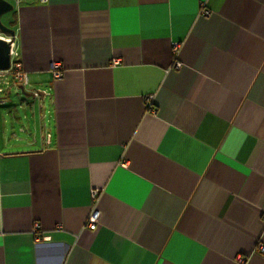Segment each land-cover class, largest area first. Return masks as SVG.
<instances>
[{"label":"crops","instance_id":"obj_1","mask_svg":"<svg viewBox=\"0 0 264 264\" xmlns=\"http://www.w3.org/2000/svg\"><path fill=\"white\" fill-rule=\"evenodd\" d=\"M9 3L0 264H264V0Z\"/></svg>","mask_w":264,"mask_h":264},{"label":"built area","instance_id":"obj_2","mask_svg":"<svg viewBox=\"0 0 264 264\" xmlns=\"http://www.w3.org/2000/svg\"><path fill=\"white\" fill-rule=\"evenodd\" d=\"M45 1V0H42ZM203 14L207 15L208 11L203 10ZM0 39L6 41L7 43H10V51H9V56H10V68L7 71L0 72V78H4L6 86H8V78H11L12 80V85L13 87L18 90V87H22L24 90L29 86V81L27 74L22 70L21 67V62L19 60V56L17 52L14 50V44L11 42V38L9 36L2 35L0 33ZM174 50H176V45L173 46ZM118 60H113L112 63L116 64ZM51 75L53 79H58L61 77V66L57 62H53L51 64ZM3 92V89L0 87V93ZM37 94L34 93V96ZM96 192H93V197L96 196ZM97 215L93 213L87 223L86 227L89 230H94L97 227ZM258 251L260 253H264V246L261 245L258 247Z\"/></svg>","mask_w":264,"mask_h":264},{"label":"water","instance_id":"obj_3","mask_svg":"<svg viewBox=\"0 0 264 264\" xmlns=\"http://www.w3.org/2000/svg\"><path fill=\"white\" fill-rule=\"evenodd\" d=\"M13 5L10 4L6 0H0V33L3 35H7L11 38V42H13L14 39V31L8 27H6L2 21L1 17L2 15L12 11ZM10 43H7L4 40L0 39V72L7 71L10 68ZM18 90L21 94L27 95V93L24 91V89L20 86L18 87Z\"/></svg>","mask_w":264,"mask_h":264},{"label":"rangeland","instance_id":"obj_4","mask_svg":"<svg viewBox=\"0 0 264 264\" xmlns=\"http://www.w3.org/2000/svg\"><path fill=\"white\" fill-rule=\"evenodd\" d=\"M6 1L11 2V0H6ZM4 16H5V15H3V16L1 17V21H2V22H4ZM5 81H6V80H4V79H0V87H1L3 90H5V92H4L3 94H5V93H6V90L9 89V92H10L9 98L13 101V103H14V105H15L14 107L17 108L16 111L22 113L23 110L19 109L18 107H21V106H20V105L22 104V103H21V100L26 99L27 97L23 96L19 91L16 92L15 88H14L13 85H12V80H11V78H8V80H7V81H8V86H6ZM26 89H27V88H26ZM31 96H32V95H31ZM28 99H30V98L28 97Z\"/></svg>","mask_w":264,"mask_h":264}]
</instances>
